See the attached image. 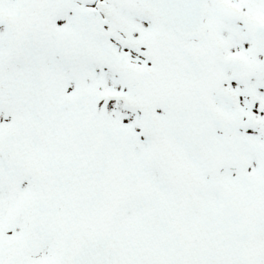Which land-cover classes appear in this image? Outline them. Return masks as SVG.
<instances>
[{"label":"snow or ice","instance_id":"1","mask_svg":"<svg viewBox=\"0 0 264 264\" xmlns=\"http://www.w3.org/2000/svg\"><path fill=\"white\" fill-rule=\"evenodd\" d=\"M0 264H264V0H0Z\"/></svg>","mask_w":264,"mask_h":264}]
</instances>
